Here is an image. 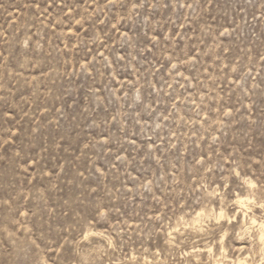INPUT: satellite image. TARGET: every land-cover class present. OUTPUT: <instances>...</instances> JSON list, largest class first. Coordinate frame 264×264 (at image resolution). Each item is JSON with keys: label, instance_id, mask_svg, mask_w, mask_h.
<instances>
[{"label": "rangeland", "instance_id": "1", "mask_svg": "<svg viewBox=\"0 0 264 264\" xmlns=\"http://www.w3.org/2000/svg\"><path fill=\"white\" fill-rule=\"evenodd\" d=\"M263 227L264 0H0V264H264Z\"/></svg>", "mask_w": 264, "mask_h": 264}, {"label": "bare ground", "instance_id": "2", "mask_svg": "<svg viewBox=\"0 0 264 264\" xmlns=\"http://www.w3.org/2000/svg\"><path fill=\"white\" fill-rule=\"evenodd\" d=\"M240 201H242V200H240ZM239 205H240V204H239ZM244 205H245V204H244ZM241 206H243V205L241 204ZM263 228H264V227H263ZM263 228H262V229H263ZM240 263H241V262H240Z\"/></svg>", "mask_w": 264, "mask_h": 264}, {"label": "snow or ice", "instance_id": "3", "mask_svg": "<svg viewBox=\"0 0 264 264\" xmlns=\"http://www.w3.org/2000/svg\"><path fill=\"white\" fill-rule=\"evenodd\" d=\"M262 239H264V238H262Z\"/></svg>", "mask_w": 264, "mask_h": 264}]
</instances>
